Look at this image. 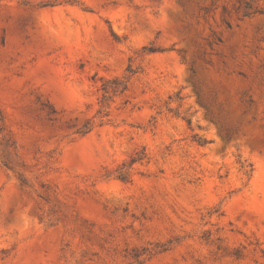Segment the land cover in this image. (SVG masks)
Returning <instances> with one entry per match:
<instances>
[{"label": "rangeland", "instance_id": "obj_1", "mask_svg": "<svg viewBox=\"0 0 264 264\" xmlns=\"http://www.w3.org/2000/svg\"><path fill=\"white\" fill-rule=\"evenodd\" d=\"M0 264H264V0H0Z\"/></svg>", "mask_w": 264, "mask_h": 264}]
</instances>
